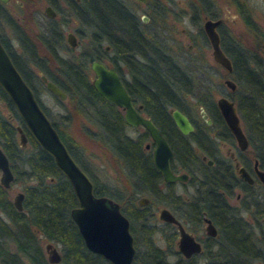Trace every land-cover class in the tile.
Wrapping results in <instances>:
<instances>
[{"label": "trees", "instance_id": "trees-1", "mask_svg": "<svg viewBox=\"0 0 264 264\" xmlns=\"http://www.w3.org/2000/svg\"><path fill=\"white\" fill-rule=\"evenodd\" d=\"M67 1L87 30L85 35L78 34L85 38L80 49L69 56L57 53L66 45L61 24L52 19H47L48 24L43 25L39 35L42 48L49 54L46 53L48 61L45 57H39L33 43L17 30L19 44L26 50V60L32 61L39 72L65 93V100L55 97L62 103L69 101L75 111L89 120L95 128L89 134L121 161L129 184L128 197L124 198L121 193L112 192L108 187L95 185L85 164L76 155L72 141L65 137L38 97L37 86L41 80L36 70L24 67L25 61L16 60L1 35L0 41L69 153L91 179L93 192L115 199L127 216L135 249L130 264H165V255L174 250L175 234L172 226L165 224V248L160 247L153 238L155 228L151 219L156 202L160 200L168 204L163 188L172 194L170 184L162 181L152 164L150 149L144 148L148 133L142 131L134 138L127 136L120 109L99 95L89 78V62L92 59L102 60L104 43L110 48L108 65L117 70L116 34L120 23L127 26L129 19L118 0ZM4 13L0 2V15L10 22ZM128 32L136 44L139 35L131 29ZM221 46L232 63V70L226 72L236 86L229 92L247 138L248 152L251 159H256L258 166L264 169V52L260 56V51L254 47L242 48L237 44L234 53H231L226 45L222 43ZM138 50L140 52L136 53H143L141 49ZM145 54L149 64L145 87L136 96L166 137L173 151L174 162L188 173L187 182L194 189L186 201L174 195L171 198L176 206L186 208V219L200 225L205 215L216 227L217 237L213 241L216 246L209 252L205 250L207 255L203 264H264L263 188L257 180L248 184L239 179L229 159H217L213 165H206L200 160L188 143L190 134H181L166 111L168 106H172L191 117L182 103L183 95L192 89L191 69L187 68L190 66L182 65L168 53L152 50ZM190 63L196 65L193 61ZM205 96L193 102L194 109H197L198 103L211 110L212 105ZM0 98L10 115L8 119L7 114L0 111V147L12 172L11 181L22 182L23 190L22 209L17 210L6 196V188L0 184V264H50L43 255L37 234L59 244L60 262L63 264H110L84 246L69 216V208L76 205L69 182L55 166L51 155L39 147L26 130L1 87ZM15 121L24 129V146L18 143ZM235 188L241 194L231 203L229 197ZM141 193L148 194L149 201L144 206H137L133 198ZM1 212L7 219L3 218Z\"/></svg>", "mask_w": 264, "mask_h": 264}, {"label": "water", "instance_id": "water-1", "mask_svg": "<svg viewBox=\"0 0 264 264\" xmlns=\"http://www.w3.org/2000/svg\"><path fill=\"white\" fill-rule=\"evenodd\" d=\"M0 1L7 2L8 0ZM44 13L48 17L53 16V10L50 5H45ZM220 21V18H205L202 22V29L209 43L213 61L226 71H230L232 68L231 61L221 49L219 35L215 29L216 24ZM66 42L70 46L75 45L74 36L71 32H67ZM89 68L92 73L90 82L96 92L122 109L124 122L130 125L140 124L148 133L153 144L151 149L152 164L161 174L162 179L171 181L184 178V172L175 174L170 170L168 163L172 155L170 146L153 121L149 117L142 116L136 112L131 103L130 95L116 70L97 59H92L89 62ZM40 79L51 94L60 100L65 98L63 90L53 81L47 79L43 74H40ZM224 83L230 88L235 85L231 78H225ZM0 87L13 105L26 130L39 147L51 155L55 166L69 182L76 199V205L69 209V216L75 223L84 246L89 251L102 256L110 264H130L134 246L127 217L121 212L117 201L106 195L94 194L89 177L69 153L50 119L35 99L31 88L14 66L1 42ZM215 102L236 145L239 148H245L247 139L233 101L224 95H219L215 98ZM200 112L205 117L204 112L202 110ZM170 116L181 133H187L192 129V125L186 115L177 108L170 110ZM207 121L209 120L207 119ZM14 128L17 133L18 143L24 146L26 143L24 129L19 123L15 124ZM236 168L240 178L248 183L252 181L253 177L243 166L239 165ZM253 171L264 190V169L257 167L255 159L253 161ZM11 179L12 173L8 160L0 148V184L7 187ZM21 197V191H16L12 196V203L17 209L21 208ZM146 200V197L139 196L136 199V203L142 205L146 203ZM157 217L176 225L178 231L177 248L184 256L200 250L198 242L184 230L178 219L166 207H160L157 210ZM203 220L205 222V233L214 235L215 227L209 218L204 217ZM43 247L48 262L53 263L59 260L60 254L54 245L50 242H45Z\"/></svg>", "mask_w": 264, "mask_h": 264}, {"label": "rangeland", "instance_id": "rangeland-1", "mask_svg": "<svg viewBox=\"0 0 264 264\" xmlns=\"http://www.w3.org/2000/svg\"><path fill=\"white\" fill-rule=\"evenodd\" d=\"M133 1L135 3H140L138 0ZM45 3L52 5L54 18H48L44 15L43 7ZM157 5L161 7V14L167 16V20L169 18L172 20H169L168 30L165 32V34L167 33L168 36H170L166 42L168 46L167 53L171 54L172 57L182 65L186 67L187 65L190 66L187 68L191 69L190 73L193 78L192 89L189 93L183 95L182 103H184L190 116L196 118L197 114L196 109L193 108V102H196L197 99H203L202 97L204 96H202V92H204L206 84L212 87V96L214 99L219 95L217 91H227V87L221 84V79L226 72L223 67L218 66L217 63L213 61L210 54V47L206 45L201 55H203L209 64L208 66L204 61L201 63L202 57L200 58V62L196 65L184 61V57L187 56L184 51V41L191 42V38L193 39V37H195L196 28L200 25L203 16L216 15L222 21L220 29L221 39L228 51L234 53L236 45L239 44L242 48L254 47L256 50L260 51V56H262L261 53L264 52V0H159ZM70 9V6H68L65 0H8L5 3L2 2V10L5 12L4 14L9 17L10 22L0 15V35L6 41L9 49L12 50L14 57L19 62H22L24 59L21 55L22 52H20L21 47L17 39V30H19V32L21 31L27 39L33 43L35 53L39 57H45L48 61L46 56L48 52L42 48L39 42V35L43 25L48 24L47 19H52L61 24L63 37L66 31H73L76 36L75 38L78 44L71 48V50L65 49L67 47L58 49L57 53L59 55L69 56L70 53H75V51L80 49L82 41L85 40V38H81L79 35H85L87 32L84 24L78 20ZM173 16H175V19H173ZM185 37L186 39L183 40ZM193 48L190 49V53L193 52ZM109 53L110 51H108L107 54ZM101 58L105 60L107 57L103 54ZM25 63L24 67L29 66L33 70H37L32 61H27ZM121 65L125 66L124 63ZM91 77L92 73L89 74V78ZM37 93L51 118L57 122L58 127L65 137L72 141L76 155L85 164L95 185L101 186L102 188L104 186L105 188L108 187L112 192L121 193V196L124 198L128 197L130 192L129 184L128 180L125 178V172H123L121 161L111 150L100 143L95 136L89 134V131L91 132L95 129L94 125L82 116L81 113L75 111L73 105L69 101L60 102L45 88L42 81L37 86ZM197 105L199 104L197 103ZM0 111L2 114L9 113V109L6 108L1 98ZM15 124H17L16 121L14 122V125ZM126 132L131 136H135L142 132V128L127 126ZM192 136L194 137L193 134H190L188 138L192 140ZM145 141H149V138ZM191 144L194 149L198 148L193 141H191ZM226 145L225 143L218 144L219 154H227L225 150ZM11 180L8 186L5 187L6 196L10 200H12V196L16 191H23L22 182ZM170 187L174 189L175 193H177L176 195L180 194L181 197L186 196L187 199L193 192V187L187 181L183 182V184L177 182L170 185ZM237 191V188L233 189L232 196L229 197L231 203H234L233 195H235ZM141 194L149 197L146 193ZM138 195L136 194L133 199L135 200ZM171 196L172 194L165 196V199L168 200V204L159 200L152 208L153 218L151 220L152 224L156 227L153 238L155 243L162 248H165L164 233L167 229L165 230V224L157 217V208L159 206H166L174 212L176 216L178 214L181 218H187L185 214L186 208L176 206ZM187 229L191 230L196 235H201L200 231L197 228L195 229V227L187 226ZM37 236L44 257L45 250L43 244L45 242L53 243L60 253L58 243L46 240L40 234H37ZM168 259L173 260L174 256H169ZM54 264L63 263L59 261Z\"/></svg>", "mask_w": 264, "mask_h": 264}, {"label": "flooded vegetation", "instance_id": "flooded-vegetation-1", "mask_svg": "<svg viewBox=\"0 0 264 264\" xmlns=\"http://www.w3.org/2000/svg\"><path fill=\"white\" fill-rule=\"evenodd\" d=\"M65 1L68 4V1L67 0H65ZM71 1L79 2V0H71ZM118 1L121 4L122 8L124 9V13L128 17L129 23H127V26H124L122 23H120V25L118 27V32L116 34V43H117V51H118L117 54H116L117 70L116 69L115 70H116L119 78L121 79L126 91L130 95L131 103H132L134 109L136 110V112L138 114L142 115V116L150 118L149 113L146 111L143 102L140 101V99L136 95H138L140 90L145 87L144 82H145V78L147 77L146 76V74H147L146 69L149 66V64L145 60V56L147 55L145 53H147L148 51H152V50L159 51V52H162V53H167V51H168V46H167L166 42L170 38V36H168L167 33L165 34V32L168 30V24L170 23L169 20H171V19L169 18L167 20V16H163L161 14V7H159L157 5V2L159 0H138L140 3H135L133 0H131V1L130 0H118ZM3 3H5V2H3ZM45 5H50V7L52 8V5L49 4V3H45ZM45 5H44V7H45ZM68 6H70V5L68 4ZM44 7H43V13H44ZM70 8H71L70 10L73 12V14L76 15L74 8H72L71 6H70ZM169 10H170V8H169ZM44 15H45V13H44ZM52 17L54 18V10H53V16ZM52 17H48V18H52ZM205 18L215 19V18H219V17H217L216 15L203 16V18L201 19L200 25H198L197 28H196L195 37H193V39L191 38V42H185L184 41V43H185L184 51H185V53L187 55L186 57H184L185 58L184 61H186V60L188 62L193 61V62H195L197 64V63L200 62V58L202 57V62L201 63H203V61H204L205 64H207V66H208L209 64L207 63V61L205 60L203 55H201L202 52H203L204 46L205 45L209 46L207 38H206V36H205V34L203 32V29H202V22H203V20ZM173 19H175V16H173ZM221 26H222V21H220L219 23L216 24L215 29H216V31H217V33L219 35V44H220V47L222 49L221 44L223 43V41L221 39L222 37H221V33H220L221 32V30H220ZM129 29L134 30L136 32V34L139 35L140 39H139V41L136 44H134L133 38H132L131 34L128 32ZM67 32H71L73 34L74 40H75V45L74 46H70L66 42V34H67ZM75 37L76 36H75L73 31H66L65 32V34H64V42H65V45H66L67 48H73V47H75L78 44V42H77ZM17 39H18V35H17ZM185 39H186V37L183 40H185ZM179 41H181V40H179ZM18 42H19V40H18ZM1 44H2V42H1ZM3 47H4V45H3ZM20 47H21V51L20 52H22V54L21 53L20 54L22 55V58L24 59L23 61L27 62V60H26V58H27L26 50H24V48L21 45H20ZM138 48L141 49L143 51V53H141V54L136 53V51H139ZM192 48H193V52L190 53L191 52L190 49H192ZM4 49L6 50L5 47H4ZM109 49H110L109 45L104 43L103 44V54L107 58L105 60L102 59L100 61H102L107 66H111V65H108L109 54H107V53H108V51H110ZM194 49H196V50H194ZM6 52L9 55L7 50H6ZM13 56H14V54H13ZM9 57L12 60V57L10 55H9ZM123 63L125 64V66L121 65ZM217 65L220 66L218 63H217ZM231 65H232V63H231ZM29 68H31V67H29ZM231 70H232V68H231ZM225 72H226V70H225ZM227 72H229V71H227ZM227 72L225 73V75H223V78L221 77L222 78L221 79V84H223V85H225L227 87V91L220 90V91H217V92H218L219 95H224L228 99H231L229 91L230 90L231 91L234 90V88L236 86V83L232 79L230 74L227 73ZM36 73H37L39 78H40V74H43V73L39 72L38 70H36ZM225 78H231L234 81L235 85L233 86V88H230L229 86H227L224 83V79ZM212 92H213L212 87L210 85L206 84L205 87H204V92H202V96L207 95V97L205 96V98L208 100L210 105H212L211 110H206L203 107V105H198L197 109H196V114H197L196 118L189 117L188 115H186V113L181 111L182 113H184L186 115V117L188 118V121L192 125V129L191 130H189L187 133H181L177 129V127L176 126L175 127L183 135H187V134H193L194 135V137L192 136V140L189 139L188 143H189V145L192 148H193V146L191 144V141H193L197 145L198 148H196V149L193 148V150L196 152V154L198 155L200 160L204 161V163L206 165H213L214 162L217 159H220V158L229 159V161L231 162V165H232L233 170H234L235 174L237 175V177L239 179L243 180L242 178L239 177V175L237 173V170H236L237 166H239V165L243 166L245 168V170L253 177L252 181L250 183L246 182L245 180H243V181L248 183V184H252L257 179H256L254 171H253V161H254V159H251L250 154L248 152V142H247L246 147L243 148V149L239 148L236 145L235 140H234L231 132L227 128V126H226V124H225V122H224V120H223V118H222V116H221V114L219 112V109H218V107L216 105L215 99L212 96V94H213ZM219 95H217V96H219ZM62 100H64V99H62ZM118 108L120 109V111L122 113V109L120 107H118ZM173 108H175V107L168 106L166 108V111L168 112L169 116H170V110L173 109ZM201 110L204 112L205 117L202 116V114L200 112ZM7 116H8V119H10L9 113L7 114ZM170 118H171V116H170ZM207 119L209 121H207ZM171 121H172V118H171ZM127 126H129V127H141L142 131H146L140 124L130 125V124L126 123V127ZM125 134L127 136H129V137H133L134 138L137 135H139L140 133L135 135V136H131L127 132H125ZM162 135H163V133H162ZM148 138H149V141H146L144 143V148L145 149H150V151H151L153 144H152V141H151L149 136H148ZM165 139H166V137H165ZM166 141H167V139H166ZM167 143H168V141H167ZM221 143L227 144L226 147H225V150H226V153H227L226 155L219 154V146H218V144H221ZM168 145H169V143H168ZM168 163H169V168H170V170L173 173L177 174V173L184 172L185 176H184V178L174 179V180H171V181H164L162 179V177H161V179H162V181L164 183H168L170 185H173V184H175L177 182L183 184V182L188 181V173L186 171L182 170V168H180V166H179V164L177 162H174L173 151H172L171 157L169 158V162ZM257 167L260 168L258 166V164H257ZM160 176H161V174H160ZM90 181H91V179H90ZM91 183H92V181H91ZM170 190H171L172 195H174V197L175 196L181 197L180 194L176 195L177 193H175V191H174V189H172V187H170ZM193 191H194V189H193ZM94 194H96V193H94ZM163 194H164V196H166V195H169L170 193H169V191L166 190V188H163ZM240 194H241V191L238 189L237 193L235 195H233V200L236 201L237 199H239ZM22 195H23V193H22ZM97 195H105V194H97ZM139 196L146 197L147 200H146L145 204L138 205L136 203V199ZM138 197H136L135 200H134V202H135V204L137 206H144L149 201V197L146 196V195L139 194ZM183 198H184L185 201L188 200L186 198V196L183 197ZM21 199H22V197H21ZM20 204H21V200H20ZM160 207H166V206H159L157 208V210ZM119 208H120V206H119ZM21 209H22V206H21L20 209H17V210H21ZM168 210L174 215V217L176 219H178V221L180 222V224L182 225L184 230L186 232H188L193 237V239L195 241L198 242L200 250L197 251V252H191L189 255L184 256L177 248L178 231H177L176 225L171 223V222L163 221V220L160 219L164 224H168L169 226H172V228H173L172 230L174 231V234H175V237H174V240H173V246L175 248L173 247L174 250L172 252L168 253L167 255H165V257H166L165 264H203V260L205 259V256L207 255V252L205 250H207L209 252V251L213 250L215 248V246H216V243L213 242L214 239H216V237H217L215 225L209 219L210 222L215 227V234L214 235H208V234L205 233V230H204V223L205 222L203 220V218L207 217V216L203 215L202 218H201L200 225H196L194 223V221H191V220L186 219V218H181L180 216H176V214H174V212H172L170 209H168ZM185 214H187V213H185ZM3 215H4L3 218L7 219V216L4 213L2 214V216ZM151 224H152V222H151ZM152 226H154V225L152 224ZM187 226L188 227L189 226L195 227V229L197 228L200 231L201 235L200 236L196 235L194 232H192L191 230L187 229ZM154 228H156V227L154 226ZM132 238H133V235H132ZM51 244L53 245V243H51ZM133 246H134V244H133ZM169 256H174V259L173 260H169L168 259ZM45 257H46V252H45ZM59 261H60V258H59V260L57 262H59ZM48 263H50V262H48ZM54 263H56V262H53V263H50V264H54Z\"/></svg>", "mask_w": 264, "mask_h": 264}]
</instances>
